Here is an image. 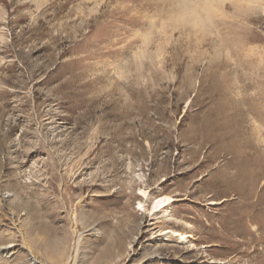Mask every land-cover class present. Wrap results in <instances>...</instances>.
I'll return each instance as SVG.
<instances>
[{"label":"rangeland","instance_id":"374dc122","mask_svg":"<svg viewBox=\"0 0 264 264\" xmlns=\"http://www.w3.org/2000/svg\"><path fill=\"white\" fill-rule=\"evenodd\" d=\"M0 264H264V0H0Z\"/></svg>","mask_w":264,"mask_h":264},{"label":"bare ground","instance_id":"6f19581e","mask_svg":"<svg viewBox=\"0 0 264 264\" xmlns=\"http://www.w3.org/2000/svg\"><path fill=\"white\" fill-rule=\"evenodd\" d=\"M248 182H249V180H248ZM251 182H254V179L251 178ZM244 184H246V183L241 184V186H240L241 189H243ZM174 200L175 199L172 196H170V195L162 196V197H159V198L155 199L152 202V204L150 205L149 209H148V214L149 215H157V214L166 212L165 215L168 216L169 207H170V205L172 204V202ZM139 204L141 206L139 210L145 211L146 210V204L143 203V202H140ZM233 231H234V229H233ZM159 233L160 234H168V235L176 237V238H178V237H186V236L190 235L188 233L181 232V231L174 230V229L161 230Z\"/></svg>","mask_w":264,"mask_h":264}]
</instances>
